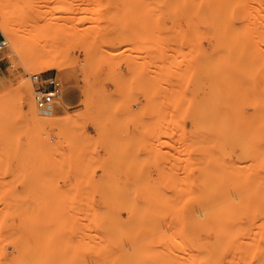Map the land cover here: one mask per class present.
<instances>
[{"label":"rangeland","instance_id":"1","mask_svg":"<svg viewBox=\"0 0 264 264\" xmlns=\"http://www.w3.org/2000/svg\"><path fill=\"white\" fill-rule=\"evenodd\" d=\"M0 31V264H264V0H0Z\"/></svg>","mask_w":264,"mask_h":264},{"label":"bare ground","instance_id":"2","mask_svg":"<svg viewBox=\"0 0 264 264\" xmlns=\"http://www.w3.org/2000/svg\"><path fill=\"white\" fill-rule=\"evenodd\" d=\"M25 33V32H24ZM56 34V33H55ZM22 35H24V34H22ZM52 36H53V34H52ZM23 37V36H22ZM52 38V39H51ZM53 38L54 37H48V35H46V33H43L42 32V30L41 31H39V30H34V31H26V33H25V35H24V37L22 38L23 39V43H21V44H18V43H14V46H16L17 48H18V50H20L23 54H25L26 56H29V57H31L32 58V60H34L33 62V64L32 65H34L35 64V66H38L39 68H42L43 70H52V69H58L59 67H60V64L58 63V61H57V53L59 52V49H58V51L57 50H55V49H53V48H55L56 47V49L57 48H59L60 46L59 45H57L55 42H53ZM55 38H56V35H55ZM50 39H51V42H50ZM21 40V39H20ZM56 41V40H55ZM53 43H55V44H53ZM49 44H52L53 46H55V47H53L52 45V48H51V46H50V50H48L49 49ZM59 46V47H58ZM228 46V45H227ZM54 51H53V50ZM225 48H223V50H224ZM17 50V49H16ZM222 50V49H221ZM62 51V50H61ZM60 51V52H61ZM231 51H232V49H231ZM231 51H230V53H231ZM19 52V51H18ZM55 52H56V54H55ZM222 52V51H221ZM228 54H229V52H227ZM227 54V55H228ZM226 55V56H227ZM232 55V54H231ZM23 56V55H22ZM25 56V57H26ZM58 56H61V55H58ZM221 57V56H220ZM223 58V57H222ZM58 59H60L61 60V58H58ZM224 59V58H223ZM63 60V59H62ZM25 62H26V60H25ZM18 63V62H17ZM26 64V63H25ZM31 65V64H30ZM27 66V65H26ZM25 66V67H26ZM23 84H24V82H23ZM22 85V84H21ZM25 85H27V84H25ZM22 86H24V85H22ZM27 87L29 88V85H27ZM27 89V88H26ZM26 91H28V90H26ZM29 92V91H28ZM25 97V96H24ZM27 97V96H26ZM32 97V96H31ZM31 100H32V98H31ZM33 101H31V103H32ZM34 108V107H33ZM35 109V108H34ZM33 109V111H32V115L34 116V117H36V114H35V110ZM53 114L54 113H48V115H52V116H48V119H51V118H53ZM47 117V116H46ZM37 118V117H36ZM62 120V119H61ZM209 255V254H208ZM205 256V255H204ZM211 256V255H210ZM202 258V257H201ZM205 258V257H204ZM203 258V259H204ZM212 258V257H211ZM210 258V259H211ZM210 259L208 260V262L210 261ZM212 260V262H213V259H211ZM207 261V260H206ZM200 262V261H199ZM203 262V261H202ZM202 262H201V264H202ZM211 262V261H210ZM209 262V263H210ZM214 262H215V260H214ZM111 263V262H110ZM208 263V264H209ZM200 264V263H199ZM207 264V263H206ZM214 264V263H213Z\"/></svg>","mask_w":264,"mask_h":264},{"label":"built area","instance_id":"3","mask_svg":"<svg viewBox=\"0 0 264 264\" xmlns=\"http://www.w3.org/2000/svg\"><path fill=\"white\" fill-rule=\"evenodd\" d=\"M7 40L0 31V51L4 50ZM34 85L33 99L42 114L54 113L56 102L62 95L64 84L57 75L35 73L31 76Z\"/></svg>","mask_w":264,"mask_h":264},{"label":"crops","instance_id":"4","mask_svg":"<svg viewBox=\"0 0 264 264\" xmlns=\"http://www.w3.org/2000/svg\"><path fill=\"white\" fill-rule=\"evenodd\" d=\"M65 103V99L63 98V104Z\"/></svg>","mask_w":264,"mask_h":264}]
</instances>
